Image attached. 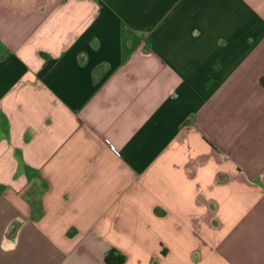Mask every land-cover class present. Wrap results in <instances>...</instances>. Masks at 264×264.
Returning a JSON list of instances; mask_svg holds the SVG:
<instances>
[{"label": "crops", "instance_id": "1", "mask_svg": "<svg viewBox=\"0 0 264 264\" xmlns=\"http://www.w3.org/2000/svg\"><path fill=\"white\" fill-rule=\"evenodd\" d=\"M109 249L264 264V0H0V264Z\"/></svg>", "mask_w": 264, "mask_h": 264}, {"label": "trees", "instance_id": "2", "mask_svg": "<svg viewBox=\"0 0 264 264\" xmlns=\"http://www.w3.org/2000/svg\"><path fill=\"white\" fill-rule=\"evenodd\" d=\"M102 260L105 264H120L123 260V256L113 249H109L103 254Z\"/></svg>", "mask_w": 264, "mask_h": 264}, {"label": "built area", "instance_id": "3", "mask_svg": "<svg viewBox=\"0 0 264 264\" xmlns=\"http://www.w3.org/2000/svg\"><path fill=\"white\" fill-rule=\"evenodd\" d=\"M106 144L108 145V146H110L109 144H108V142L106 141Z\"/></svg>", "mask_w": 264, "mask_h": 264}]
</instances>
